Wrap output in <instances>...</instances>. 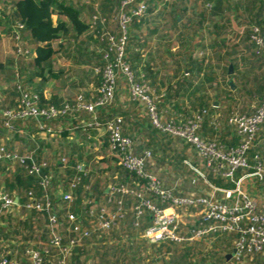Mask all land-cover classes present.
Listing matches in <instances>:
<instances>
[{"label":"trees","instance_id":"obj_1","mask_svg":"<svg viewBox=\"0 0 264 264\" xmlns=\"http://www.w3.org/2000/svg\"><path fill=\"white\" fill-rule=\"evenodd\" d=\"M142 1L147 3L149 9L145 16L135 20L130 26L126 46V61L135 74L137 82L142 83L144 81L150 88L148 96L153 100L160 126L153 123L148 107L142 100L133 101L130 98V111L118 113L119 108H122L120 103L117 106L119 84L124 81L125 85L128 86L123 78H120L123 81L118 80L114 99L98 110L97 119L105 122L121 117L123 134L129 137L133 144L134 141L143 143L145 151L140 156L145 157L146 161L150 159L145 155L147 149L169 150L171 154L169 162L172 167L184 168L185 165L182 162L188 155L189 149L197 153L203 161L200 173L193 175V172H187L191 175L197 187L194 190H184L183 188L175 190L165 187L174 196L197 197L209 201L218 200L222 201L221 203L223 204H242L243 199L240 196L225 200L224 193H213V187L208 186L206 181H210L214 187L227 191H235L240 182L241 187L248 194L251 193V189L247 183L252 182L256 191H258L257 194H264V176L260 177L252 174L256 156H259L260 162L264 167V156L261 155H264V150L259 145L257 146L258 137L264 133V123L257 132L255 146L247 152L250 167L238 168L230 178L225 176V173L230 171V166L225 160H214L212 165L209 166L208 161L200 156L198 150L186 137L164 129L171 125L188 126L189 123H195L197 128L194 134L202 142L206 144L214 143L223 152H230L240 146L245 136L239 133L235 125L229 123L230 119L234 116H253L264 101V56L255 54L252 50V44L249 43V40L251 41L250 35L253 33L254 28H259L260 35L264 38V0H184L191 2L195 7L191 14H189L187 7H174V4H172L173 8L168 14L169 24L165 25V27L157 24L152 29L149 27L154 21L151 14L155 9L160 8V4H157L155 0H152L153 2L151 0ZM97 2H95L97 4L94 5L93 9L91 5L87 6V4H84L86 12L91 14V19L93 16H98L99 21L96 22L92 33V24L86 22L82 16L80 10L82 8L69 4L65 0H0V45L3 44V34L6 39L13 43L12 52L16 62L8 59L6 66H15L16 72L12 73L17 82L14 86L13 94H11L12 97L8 96L12 100L9 103V100H6L7 102H4V105L3 102L1 103L2 112L19 111L22 107L23 93L35 94L38 98L35 103L43 109L55 106L61 113V110L67 106L76 108L71 113L69 112L65 115L62 113L53 120H47L46 118H42L40 122L33 119L13 120L11 124L14 125L16 130L25 121L30 124L31 128L41 123L56 128L58 124L69 123V121L72 122L71 125H74L83 114H90L81 108L82 105L95 104L102 97L99 91L104 78L103 67L108 61L104 59V55L108 51V42L107 40L100 41L98 37L103 32L115 35L119 31L117 20L120 13V1L97 0ZM198 2L202 4L203 9L200 8V12L196 16V14L193 15V12H196L197 7L199 8ZM163 11L161 10V13ZM54 16L57 17L56 23L53 20ZM184 16L186 17L183 18ZM180 17L182 21L179 20ZM195 17L196 19L198 17L197 21L193 20ZM101 18L105 20L104 23L100 22L102 21ZM233 20L240 27L246 26L242 32H238L233 28ZM210 21H212L216 32L208 31L209 37L205 39L206 42H201V44L197 45L203 49V52L200 53L201 55L195 56L193 55L195 46L193 47L192 38L196 36V32L192 33L191 31L201 30ZM144 26L148 27L146 28L148 34L147 36H140L139 33ZM169 27L173 28L177 33V40L180 43L178 49L183 51V53L178 50L172 52L170 48L168 50L165 49L164 55H167L172 61L169 66L165 60H157L152 57L153 60L149 59V61L144 63L139 51L147 43L148 39L150 40L154 36L158 37V43L162 40L172 41V34L168 35L166 32ZM87 34L92 35V38L96 41L99 40L100 53L98 55L93 53L84 55V50L82 49L78 53L77 50L76 52L74 51V54L77 56L78 59L76 60L79 63L94 64L89 77L86 78V75L81 76L82 79L80 78L79 83L75 86L73 85L72 89L75 92L77 91L73 98L65 101L56 98L46 104L42 93L34 91L31 86L34 78L40 77L43 83H47L50 79H59L63 76L62 71L59 70L60 68L55 67L57 54L61 50L64 53L65 51L71 52L72 49L70 48L77 42L78 38L81 36L88 37ZM230 34L235 38H228ZM234 41L236 44H234ZM56 43L57 47L55 46ZM109 55V60H113L114 56L111 53ZM2 60L0 58V72L5 70ZM152 62H155L156 67L151 66ZM231 65L234 69L231 78L235 80V89L228 83ZM96 67L100 68L98 72L95 70ZM169 73H172V75ZM166 84H168L167 87L169 89L166 90L165 95H162L160 87L162 85L164 87ZM90 85H96L94 93H90L87 90ZM252 98L258 100L254 111L253 106L255 103L253 104L254 100ZM215 102L218 103L217 106ZM142 110L145 111V117L142 118H146V120L142 125L140 124L142 133L137 138L135 134L130 135L127 133L124 128L131 116L135 120L142 119L133 116L131 111L138 114L139 112H144ZM2 112L0 114V148H4L7 153L17 156L18 159L25 158V161L13 160L12 156L10 159L0 160V189L4 188L3 193L10 195L14 200H18V204H14L12 211L0 215V256H4L5 259L16 264H36L34 253L39 254L41 264H57L60 259L64 260L65 264H88L89 262H92V264H155L156 262H159L158 264L236 263L233 260H228L227 255L235 251L238 243L246 238L240 231H223L219 229L208 234L200 241H196L198 242L196 243L198 252L195 254L199 255L200 258L192 260L191 247L186 246L185 243L165 241L154 245L147 242L143 234L144 230L152 223L151 212L143 209V215L141 216H144L143 219L141 217L137 218V213L134 211L135 207H133V210L124 208L122 211L123 217L117 219L110 230L92 233L81 244L71 248L69 254L63 256L61 250L53 245V239L57 235L61 236V246L64 247L69 245L70 240L76 239V234L72 232V223L67 219V211L58 212L54 207V203L51 202L52 210L50 211L27 208V204L30 203L29 192H32L35 198H38L37 194H40L41 189L38 187L39 181L36 176L29 174L32 166H38L34 162V157L40 153V142L33 140L34 143L32 145L28 144V146L37 151L31 150L23 154L15 151L14 147L21 142L22 138L15 134L10 141L6 140L5 133L1 128L2 124L6 120L8 121V118L5 120ZM105 134L107 139L103 147L110 152L111 160H115L118 166L112 169L113 171L110 169L105 171V173L104 171H99L103 175H94L97 178H94L93 175H87L86 179H83L82 185L89 186L99 195H105L108 198L106 201L105 199H99L102 202L104 200L109 206H106L107 210H110L113 204L115 205V200H119L121 194L113 192L111 195H106L103 189L99 191L102 178H105L106 186L110 185L116 189L124 187L123 184H129L135 188V193L141 194L146 200H150L158 207L164 208L165 205L162 204L161 199L147 190L146 181L118 164V158L113 156L110 149V135ZM50 138L52 137L50 136ZM135 138H137V141ZM55 143L58 150L64 148L62 143H57V141ZM64 143L69 145V147L74 145L68 144V142ZM178 143L182 144L184 149L181 150ZM69 147L67 149L70 150ZM72 149H77V146H73ZM93 149H95L94 146ZM158 150L152 151L151 157L156 158L155 154ZM260 150L262 151L260 152ZM31 154L34 156L33 158ZM64 159L66 160L64 166L68 163L70 164L67 157H64ZM74 165L77 164L74 163ZM145 170L149 172L148 167ZM117 173L119 174L118 178L115 176ZM54 179L55 177H52V182ZM67 183H69L68 189H70L72 181H67ZM162 185L164 186L163 183ZM250 196L257 203V214L264 215V212L259 209L257 198L253 195ZM78 201L79 199L76 200V202ZM122 201L127 206L140 203L135 194L124 196ZM40 202L44 204L43 200ZM93 203L94 207L97 208L98 201L94 199ZM91 207L92 205L87 208ZM72 210L77 211L78 208L74 209L72 207ZM52 214H56L59 218L60 223L57 227H53L51 224ZM190 214L196 215L197 211L192 209ZM187 218L191 219L189 216ZM200 218V216H193L191 219L192 225L189 226L188 230L197 227L196 221ZM92 220L93 218L89 215H85L83 220L84 228L89 229L91 232H93ZM135 223L139 225L136 226ZM214 225L218 226L220 222L214 220ZM250 225V223L243 222L241 228L246 229ZM187 233L191 234V232ZM18 240L19 244L16 243ZM3 241H7L10 244L7 250L3 249ZM195 254L194 256H196ZM253 257L254 263H251L250 258ZM238 262L264 264V254H248Z\"/></svg>","mask_w":264,"mask_h":264},{"label":"built area","instance_id":"obj_2","mask_svg":"<svg viewBox=\"0 0 264 264\" xmlns=\"http://www.w3.org/2000/svg\"><path fill=\"white\" fill-rule=\"evenodd\" d=\"M120 1V13L118 15V25L119 31L117 33L111 34L103 32L99 35V40L108 42V51L104 55L106 64L103 67L104 78L100 87V94L102 97L95 104L82 105L86 112L90 113L94 117L92 122H83L81 126L75 129H85V130H95L103 131L110 135V149L116 158H118V164L129 172L135 173L138 177L142 178L147 182L148 191L159 199H161L162 204L165 205L164 208L158 207L150 200H146L141 194L135 193L131 188L124 186L121 188H113V192L120 193L122 196L135 194L140 203L135 207V212L137 213V218L143 215V209H147L151 212V225L144 231L143 237L146 240H151L153 243H163L165 241H172L176 243H186V242H196L200 241L202 238L207 236L212 232H216L219 229L223 231H240L246 238L241 240L235 249V259L240 261L245 255L263 253L264 254V215L257 214V203L251 198L250 194L245 192L241 187L240 182L237 185L235 191L221 190L225 194V200H231L235 196L242 197V204H223L222 201H209L206 199H199L197 197L185 198L180 196H174L172 192L160 183L155 175L146 172V158L138 155L131 148L132 140L123 134L122 130V118L118 117L114 120L101 121L97 119V112L102 107L105 106L107 102L114 99L118 80L120 78L125 79L128 84L129 93L133 101L142 100L146 103L148 107L149 114L153 120V123L160 126L156 114V108L153 105V100L148 96L150 93V88L143 81L142 83L137 82L135 74L132 72L129 63L126 61V46L129 38L130 26L135 20L141 19L145 16L149 9L146 2L142 0H119ZM152 1V0H151ZM153 2V1H152ZM160 7V6H159ZM158 10V9H156ZM102 23L105 22L101 18ZM98 20V16H93L90 24H92V33L94 27ZM251 41L255 45L256 53L259 56H264V38L260 35L259 28H254L253 33L250 35ZM108 53V54H107ZM114 56L113 60H109L110 55ZM99 67H96V71H99ZM81 99V97H79ZM38 100L37 96L29 95L23 93L22 96V107L17 112H3L2 116L6 120L4 126L11 132H15L16 128L12 125L13 120H27L33 119L40 122L42 118L56 119L60 114L71 113L72 110L76 109L73 107H66L60 111L55 106L49 109H43L35 103ZM73 108V109H72ZM237 127L240 134L245 136L240 146L230 152H223L218 149L217 145L214 143H204L195 134L194 131L197 128V124L189 123L185 130H190L188 132L190 135L187 136L186 131L182 132L180 136L186 137L191 143H196L197 149L200 156L208 161V165L211 166L214 160L220 159L225 160L229 166L230 171L225 173V176L230 178L234 175V172L240 168H249V161L247 159V152L256 144V136L260 126L264 123V101L258 107L256 113L251 116H234L229 121ZM38 133L50 135L54 133V128L44 125L43 123L38 124ZM174 133V132H172ZM176 134V133H174ZM179 135V134H177ZM191 137V139H189ZM192 143V144H193ZM146 157L151 158V152L145 153ZM11 154L7 153L4 148H0V160L10 159ZM13 160L25 161V158H17V156H12ZM62 164L66 162L63 158ZM254 166L252 173L254 176H264V167L260 162L259 156L254 158ZM48 168L47 164L42 166H32L29 170L31 175H41L42 181L41 185L43 187L50 186L52 183L51 174L46 173ZM77 175L75 180L72 181L70 189L68 192L62 195V200L69 204L70 208L67 212V219L72 223V232L76 234V239L70 240L67 247L61 246L62 237L57 235L53 239V245L61 250V254L66 256L70 253L71 248L76 245L81 244L85 239L89 238L92 233L104 232L112 228L116 223L117 219L123 217L122 207L120 206L117 211L112 212L105 208L94 207V198L92 199L90 195H87L82 202V209L72 210L75 206L76 200L82 193L89 192L90 187L87 185H82L83 179L86 177L85 170H82L81 166L77 167ZM90 193V192H89ZM30 203L27 204V208H36L38 210H52L51 203L42 204L41 199L35 198L32 192H29ZM15 200L8 194L0 191V215L12 211L14 208ZM122 203L120 202V205ZM92 205L91 208H87ZM192 209L197 211L196 215H186ZM181 211V213L178 212ZM111 211V212H110ZM85 215H89L93 218V232L89 229H85L83 226V220ZM201 218L196 221V226L190 228V230L185 231L183 226L185 225L183 221L184 216ZM51 224L53 227H57L60 223L58 216L52 214ZM214 220L219 221L220 225L215 226ZM243 222L250 223L251 225L243 229L241 224ZM138 226V223H135ZM187 232H191L189 235ZM34 260L36 264H41L39 259V254L34 253ZM0 264H16L11 263L4 256H0ZM57 264H65L64 260H58Z\"/></svg>","mask_w":264,"mask_h":264},{"label":"crops","instance_id":"obj_3","mask_svg":"<svg viewBox=\"0 0 264 264\" xmlns=\"http://www.w3.org/2000/svg\"><path fill=\"white\" fill-rule=\"evenodd\" d=\"M65 1L67 3H69V4H73V5H75V6L79 7V8H82V9H80L81 12H82V16L85 18L86 22H90L91 14H90V12H86V9L84 8V4L85 5L87 4V6L91 5L92 9H93L94 5H96L95 2H97V0H69L70 2H68L67 0H65ZM78 2H81V6L78 5ZM87 6H86V8H87ZM54 17H56V16H54ZM53 20H54V18H53ZM56 21L54 20V23H56ZM233 21H232V26H233ZM236 24H237V22H236ZM238 27H239V25H238ZM245 27L246 26H244L243 28L241 27L242 31H243V29ZM247 27H249V26H247ZM89 34H91V33H89ZM2 36H3V44L2 45L4 47V48H2L3 49L2 52L4 53V52H7L6 51V47H5L7 39L5 38L4 34ZM249 43L252 44V46H253L252 50L256 54L254 43L251 42L250 40H249ZM33 55H34V52H33ZM76 58H77V56H75L74 51L71 50V59H73L75 61L74 62H69L68 66L70 68L75 66V67H77V69H79V71H77V73L73 70V73H70L69 76H68L69 80L71 82H73L74 86L76 84H78L79 81L82 79L81 76L83 77V76L86 75L85 76L86 78L89 77L90 71L92 70V68L94 66L93 63H92V65L91 64L88 65V63L87 64H84V63L81 64V63H79L76 60ZM56 61H57V57H56ZM88 69H90V70H88ZM59 70H61L62 73H66L62 69H59ZM50 80H53V79H50ZM48 82H49V80H48ZM31 86L34 89V91H36L38 93H42V97L44 98V101H45L46 104L52 102L56 98L60 99L62 101L67 100V98H65L61 94H59L57 92L49 91L48 88H47V83H43L40 77L34 78V81H33ZM95 86L90 85L89 87H87V90L91 91L92 90L91 88H93ZM162 87H163V85H162ZM93 89L95 90V88H93ZM60 91L63 92L61 89H60ZM165 92H166L165 90H161L162 95H165ZM122 95H124V93H122L118 89V92H117V98H118L117 106L120 103L121 104L120 107H122V108H119V111L117 110L119 114H121V112L125 113L126 111H130L129 107H131L129 103L123 105L121 100H122L123 97H127V96H123L122 97ZM125 95H128L127 91H126ZM68 96H69L68 99L73 98L75 96V91H71L68 94ZM129 97H130V95H129ZM9 102H10V100L8 101V103ZM215 104H216V106L218 105L216 102H215ZM254 109H253V111H254ZM2 111H3V109L2 110L0 109V114H1ZM142 111H144V110H142ZM131 113L136 118L145 117V111L144 112H139L138 114H136L135 112H132V111H131ZM145 120H146V118H144V119L142 118V119H139V120L136 119L135 120L131 116V119L126 122V124H125L126 127L124 128V130L127 133H129L130 135L135 134V136L137 138H139L140 134L142 133L141 125H142V123L145 122ZM85 121L86 122H89V121L93 122L94 121L93 115H91V114H83V116H81L80 119L79 118L77 119V123H75L74 125H71L72 122H70V121H69V123H65V124H61V125L58 124L57 127L54 128V133L50 134V135H45V134L38 133V125H35L34 128H31L30 124L27 123V121H25L23 125H19L15 132L9 131L4 126V124H2V128L1 129H2V131H4L5 137L7 138L6 139L7 141H10L11 137L13 135H15V134L19 135L22 138L21 142H19V144H17V146L14 147L15 151H18V152H20L22 154L26 153V152H29L31 150L32 151H37L36 149L31 148V146H28V144L32 145V143H34L33 140L40 142V146H39L40 147V149H39L40 153L37 156H35V157L32 156V154H31V156H32V158L34 157V162L36 164H38V166H42L44 163L49 165L48 168L47 167L45 168L46 169V173L47 174H51V176L55 177V179L50 184V186L43 187L40 184L41 181H42V176L41 175H36V179L39 181V182L37 181L38 184H39L38 187L41 188L40 189V194H37V193L36 194L41 198V200H43V203H48V202L54 203V207L58 210V212H61L63 210H66L68 212V210L70 208L69 204L62 200V195L67 190H69L68 189L69 188V183H67V181L69 182V181L75 180V177L78 174L77 173V167L78 166H81L82 170H85L86 177H87V175H89V176L93 175V177H94V175H96V174H98L100 176L101 173L100 172L98 173L96 171H101V172L104 171V173H105V171H107L109 169L112 170V169H114L115 167L118 166L117 162L115 160H111L112 157H111L110 152L107 149H104V147H103V145L106 143V139H107L106 134L103 131H95V130H88L87 131V130L82 129V128L75 129L78 126H81L83 124V122H85ZM50 136L53 139L50 138ZM45 138H47L46 141H45ZM137 138H135L136 141H137ZM54 139H55V141H57V143L60 142V143L63 144L62 147H64L65 149L64 148L60 149L59 151L61 153H58V151H57L58 147H55L54 149L50 147V142H51V140L53 142H55ZM42 142H44V144H42ZM64 142H68V144H74L73 146H77V149H75V150L72 149L71 150V148L73 146L69 147V145H67ZM136 144L139 145V144H141V142L136 143ZM55 145H56V143H55ZM258 145H259V147H261L262 150H264V133L258 137L257 146ZM93 146H94L95 149H93ZM68 147L70 148V150L67 149ZM157 150L152 148V149H147L146 151H148V152H152L153 151L154 152V151H157ZM262 150H260V152ZM134 151H135V153H137L139 155H142L145 150L138 151V149H135ZM92 153H94V154H92ZM156 154H157V152H156ZM156 154H155V156H156ZM153 155H154V153H153ZM195 155L198 156L196 153H195ZM261 155L264 156L263 154H261ZM64 157L68 158V160L70 161V164L68 163L65 166H64L65 163L62 164V161L60 159L64 158ZM188 158L185 157L182 163L185 164V162H187ZM153 160H156V158L151 157L147 161L148 169H149V165L153 164ZM202 162L203 161L201 160L200 163H202ZM74 163L77 164V165H74ZM194 168H195V170H198V171L201 170V168L199 170L197 168V166H195V165H194L193 169ZM149 172L154 174V172H152V169H149ZM118 175H119L118 173L115 174V176H117V178L119 177ZM161 182L164 184L163 181H161ZM207 182L208 181H206V184H208ZM103 184H104V180H103V182L101 181V186L99 188V191H100V189H103V191H105L104 193L106 195H108V194L111 195V193L113 194V190H112L113 187L110 186V185L106 186V184L105 185H103ZM127 185L123 184V186H127V187L131 188L132 190H135V188H133L131 185H129V184H127ZM247 185L251 189V191H250L251 193L249 192L250 195H253L254 197L257 198V201L259 203L260 211L264 212V194H257L258 191H256V188L254 187V183L249 182V183H247ZM210 186L213 187V191H214L213 193H215V192L223 193L221 190H225V189H219V188L214 187L212 185H210ZM164 187H166V188L168 187L170 189H175V190L178 189V187L174 186V184L171 187L166 186V184H164ZM4 190H5L4 188L0 189V191H2V192ZM89 190H90L89 191L90 193L89 192L82 193V195L79 196V201L76 202V204L74 206V209H76V208L79 209V208L83 207L81 203L84 201V199L86 198L87 195H90L91 198H94L95 200L98 201V206L97 207L105 208V209H107V207H109L106 204V202H105L108 199V198H106L105 195L104 196L103 195H99L92 188H90ZM213 193H212V195H214ZM132 195H134V194H129V196H132ZM124 196H128V195H124ZM124 196L120 195V197H119L120 199L119 200L118 199L115 200V202H114L115 205L113 204L110 207V210L112 212H114V211L116 212L117 209L120 206L122 207V209H124V208L126 209L127 208V209H132L133 210V207H136V206L139 205V204L138 205L129 204V206H127L125 204V202L122 201V198H124ZM99 198L105 199V201L103 200V202H102V200H100ZM109 202H110V200H109ZM120 202L122 203L121 205H120ZM130 203H131V201H130ZM143 217H141V219H143ZM2 245L4 247L3 248L4 250H7L9 248V246H10V244L7 241H3ZM234 255H235L234 251L232 253L228 254L227 255V257L229 256L228 260H233L234 262H238V261H236L237 259H235ZM253 260H254V257L250 258V261H253Z\"/></svg>","mask_w":264,"mask_h":264},{"label":"rangeland","instance_id":"obj_4","mask_svg":"<svg viewBox=\"0 0 264 264\" xmlns=\"http://www.w3.org/2000/svg\"><path fill=\"white\" fill-rule=\"evenodd\" d=\"M67 1L70 2L69 0H67ZM155 2H157V4H160V8H158V10L155 9V11L151 14V17H153V20H154V21H152L151 26H149L151 29L154 28L155 26H157V24H160L163 27H165V25L169 24L170 19L168 17V14L171 12V9L173 8L172 4H174V7L175 6L176 7L177 6L178 7H182V6L187 7V9L189 11V14H191V12L195 9V7L191 4V2L184 1V0H155ZM97 3H101V2H97ZM97 3H95V4H97ZM198 3H199V5H198L199 8L197 7L196 8V12H193V15L196 14V16H197V14H199L200 8L203 9V7L201 6L202 4H200V2H198ZM78 5L81 6V2H78ZM161 10H164V11L161 13ZM185 17L186 16H184L183 18H185ZM56 18L57 17H54L55 21L57 20ZM179 20L182 21V18L180 17ZM193 20L197 21L198 17H197V19L195 17ZM153 22H157V23H153ZM180 27H182V26L180 25ZM146 28H148V27L144 26L141 29V31L139 33L140 36H147L148 31H147ZM208 31L209 32H216V29L213 27L212 21L207 23L201 30H197V31L193 30V31H191L192 33L196 32V34H195L196 36L192 38L193 39L192 40L193 41V47L195 46V50L193 51V55L199 56V55H201L200 53L203 52V49L201 47H198L197 45L199 43L201 44V42L202 43L206 42L205 39L207 37H209ZM166 32H167L168 35L172 34V41H168L167 42V40H162L160 43H158L157 42L158 41L157 40L158 37L154 36V37H152V39H150V40L148 39L147 43L139 51L141 56H142V58H143L142 61L144 63H146L147 61H149V59H152V58L157 59V60L158 59L159 60L163 59V60L166 61V64L169 66V65H171L172 61L169 59V57L167 55L166 56L164 55L165 49L168 50L170 48L172 52H176L178 50L181 53H183V51L178 49L180 47V43L177 40V33L175 32V30L173 28L169 27ZM87 36L88 37H86V36L82 37L81 36L80 38H78L77 42H75L70 49H72V51H75V52L77 50V53L80 50L83 49L84 50V52H83L84 55H87V54L90 55L92 53L98 55L100 53V51H101V47L97 43L99 40H97V42H96V40L94 38H91V37H93L92 35L87 34ZM140 36L138 35V37H140ZM202 38H203V40H202ZM228 38H235V37L230 34L228 36ZM231 43H232V41H231ZM234 44H236L235 41H234ZM55 46L57 47V43H56ZM80 46H81V49H80ZM5 47H6V51L7 52L3 53L2 52V48H4V47H3V45H0V58L3 59L2 61H3L4 65H5V70H3V72H0V109L2 108L1 107V103L2 102H3V105H4V102H7L6 100H12L8 96L12 97L11 94H13L14 86L17 84V82L15 81V76L13 74V73L16 72L15 66H11V67L9 65L6 66V62H7L8 59L9 60H13L14 62H16L15 61L16 59L13 56L14 54L12 52L13 43L10 42L7 39ZM74 61L75 60L71 59V52H68V51L66 52L65 51V53H64V51H62V50L59 52V54L57 56V61H56V66L55 67L64 70V72H66V73H63V76H61L59 79L49 80V82L47 81V88H48L49 91L57 92V93L61 94L62 96H64L67 99L69 98L68 94L71 91H75L74 89H72L74 87L73 86V82H71L69 80V77H68L70 73H73V70L76 73H77V71H79V69H77V67H75V66L72 67L73 69L68 66L69 62H74ZM151 64H152L151 65L152 67L153 66L156 67L155 66L156 65L155 62H152ZM88 70H90V69H88ZM169 74L172 75V73H169ZM231 76H232V74H230L228 76L229 77L228 83L230 84L231 82H233L234 83V89H235V86H236L235 84L236 83H235V80H233L231 78ZM120 81H123V80H120ZM120 84H119V90L122 93H124V95H122V97L123 96H127V97H123L121 102L123 103V105L124 104H128L130 102V98H131V95L129 93V88H128V86L125 85L124 81L120 82ZM159 84L161 85V83H159ZM167 86H168V84H166L164 87H160V90H165L166 91L167 89H169V87H167ZM93 88H95V87H93ZM93 88H91L92 90L89 91L90 93H92V92L94 93L95 92V90ZM60 89L63 92H61ZM126 91L128 92V95H125ZM76 94H77V91L75 92V95ZM129 95H130V97H129ZM252 99L254 100V98H252ZM257 101H258L257 99H255L253 101V104L255 103L254 106H253V109L256 108L257 103H258ZM249 103H247V104H249ZM222 127H223V125H222ZM184 128H187V127H183L182 125H180V126H172L171 125V126H168V127L164 128V129L169 130L170 132H174V133L179 134V135H181L182 132L186 131L185 135L189 136L190 134L188 132H191V131L189 129L185 130ZM189 139H191V137ZM195 144L196 143H193L192 145L195 146L196 149H197V146L200 147L198 144H196L197 146ZM178 145H179V148L181 150L184 149L182 144L178 143ZM50 147L53 148V149L55 147H57L55 145V142H53L52 140L50 142ZM131 147H132L131 149L133 151L135 149H138V151H143L144 150V145L143 144L137 145L136 142H134V144L132 142V146ZM57 151H58V153H61L59 150H57ZM92 154H94V153H92ZM169 156H171V154L169 153V150L165 151V150L162 149V150L157 152V154H156V160L157 161L153 160V164L149 165V169H152V172H154L153 175H155V178L160 183H161V181H163L164 184H166V186H169V187L173 186V184H174V186H176L178 188H183L184 190H188V189L194 190L195 187H197V184L195 183V181H193V179L191 178V175H189L187 172L191 171V172H193V175L200 173V171L195 170V168L193 169V167L195 165L200 170V168L202 167L201 163H200L202 159L199 156H196L192 149H189L188 155L186 156L187 158L188 157L189 158H188V160L186 159L187 162H185L184 168L183 167L173 168L172 165L169 162V160H170ZM146 167H147V165H146ZM96 172H99V171H96ZM100 176H102V174ZM94 178H97V176H94ZM103 180H104V184L103 185H105L106 184L105 183V178H102V182H103ZM207 183H208L209 186L211 185V183L209 181ZM254 187H255V185H254ZM189 214H190V212L187 213L186 215H189ZM186 215L183 217V221L185 223V225L183 226L184 227L183 229L185 231H187L189 229V226L192 225L191 224L192 223V220H191L192 217H191V219H188ZM147 242H150L151 244L155 245V243H153V241H151V240L150 241L147 240ZM16 243L19 244V240ZM196 243H198V242H195V243L186 242L185 243L186 246L188 245V246L191 247V250H192L191 251L192 252L191 258H192V260H196L199 257V255L197 256L195 254L196 252H198V250L196 248ZM209 246H211V245H209ZM194 254L196 256H194ZM253 261H251V263H254ZM158 263L156 262L155 264H158ZM88 264H92V262H89ZM160 264H162V263H160ZM235 264H246V262H236Z\"/></svg>","mask_w":264,"mask_h":264},{"label":"water","instance_id":"obj_5","mask_svg":"<svg viewBox=\"0 0 264 264\" xmlns=\"http://www.w3.org/2000/svg\"><path fill=\"white\" fill-rule=\"evenodd\" d=\"M233 28L238 31V32H241L242 31V28L238 27V25L236 24V22L233 21ZM234 72V69H233V66L231 65L230 68H229V74H233ZM230 86H232V88H234V83L231 82L230 83ZM15 203L18 204V200L16 199L15 200ZM235 253V251H234ZM229 257V256H228Z\"/></svg>","mask_w":264,"mask_h":264}]
</instances>
